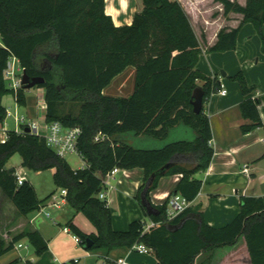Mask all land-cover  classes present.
<instances>
[{
    "label": "trees",
    "instance_id": "obj_1",
    "mask_svg": "<svg viewBox=\"0 0 264 264\" xmlns=\"http://www.w3.org/2000/svg\"><path fill=\"white\" fill-rule=\"evenodd\" d=\"M215 1L223 6L225 16L234 12L243 20L236 29H222L209 52L236 50L241 29L252 24L264 54V0H247L246 6ZM141 4L132 25L117 27L106 14L105 0H0V127L8 117L6 95L13 94L20 107L28 104L24 86L18 91L7 86L5 71L16 58L28 76L45 78L36 88L46 90V123L82 129L78 151L86 164L73 169L45 139L26 130L9 131L8 139L0 143V188L29 220L55 195L41 201L29 180L18 184L17 170L7 168L18 153L25 169L55 170L54 183L67 191V204L97 230L86 234L73 218L65 225L88 252L109 254L144 244L160 264H196L202 254L208 256L203 264H212L217 250L244 240L250 263L264 264V198H242L239 215L219 229L205 222L199 208L189 207L169 220V199L157 206L151 201L160 180L175 175L182 177L170 196L180 194L189 202L198 197L202 181L197 175L209 169L215 151L210 119L204 109L194 112L193 94L202 88L205 103L222 83L218 76L208 77L197 69L204 48L178 0H141ZM129 67L136 68L133 94L104 95ZM233 80L242 91L240 110L248 121L241 132L264 130L256 88L249 86L242 72ZM99 135L105 139L96 142ZM115 168L145 172L137 200L146 213L143 199L152 205L157 214L148 217L160 223L158 227L145 232L148 223L134 221L127 231L114 230L109 202L99 195L107 190L105 177ZM24 239L38 256L49 249L39 231L18 234L7 246L0 236V258ZM117 261L107 259L105 264Z\"/></svg>",
    "mask_w": 264,
    "mask_h": 264
},
{
    "label": "crops",
    "instance_id": "obj_2",
    "mask_svg": "<svg viewBox=\"0 0 264 264\" xmlns=\"http://www.w3.org/2000/svg\"><path fill=\"white\" fill-rule=\"evenodd\" d=\"M105 1L106 14L112 17L117 27L132 25L135 15L142 8L141 0ZM178 1L189 15L193 29L204 48L197 69L208 77L218 76L228 92L226 96L214 94L204 103V110L212 128V145L215 153L209 169L197 175L202 181V189L190 205L192 208L200 209L209 226L219 229L231 224L239 215L242 198H264V130L259 128L249 134L241 132V127L248 121L240 110L243 101L242 91L239 84L233 80L242 72L249 86L256 88L264 123V54L261 51V39L252 24H247L241 29L236 50L225 53L209 52L222 29H236L241 22L235 19L227 20L223 6L219 3L215 4L214 0ZM232 15L230 17H233ZM15 64L19 68L20 63ZM221 72H225L226 77H223ZM135 77L136 68H127L112 81L103 94L129 98L135 89ZM36 89L35 97L30 96L32 90L27 94L28 104L24 108L31 117L35 118L34 121L43 122L46 120L47 112L46 108H42L46 103V90ZM7 139L8 131L0 127V143H4ZM245 166L250 168L249 174L243 172ZM7 168L13 167L7 165ZM181 177V175L163 177L158 188L150 195L152 203L156 206L162 205L170 199ZM144 179L145 172L142 169H134L121 170L110 180L106 194L113 215L114 230L127 231L134 221L151 222L148 213L137 200ZM62 204L67 205L66 199ZM48 207H50L49 201L32 219H26L18 213L0 188V236L6 246L18 234L39 231L48 242L49 248L42 257L38 258L30 257L31 254L22 255L19 252L21 248H15L0 258V264H28V262L65 264L76 259L79 260L77 264H81L83 260L88 264H98L101 259V264H105L107 259L117 261L121 258H126L129 264L159 263L153 253L144 255L133 249H117L109 254L104 250L88 252L80 246L77 237L70 233L65 225L73 218L74 223L86 234H97L96 228L85 223L82 218L80 219L83 224L79 222L76 214L71 211L64 214L59 212L55 220L53 218L47 220L43 217V213ZM51 223L55 224L56 229L49 230ZM22 248L28 249L27 246ZM207 257L205 254L200 255L196 264H203ZM212 264H251L245 241L241 240L235 247L217 250Z\"/></svg>",
    "mask_w": 264,
    "mask_h": 264
},
{
    "label": "built area",
    "instance_id": "obj_3",
    "mask_svg": "<svg viewBox=\"0 0 264 264\" xmlns=\"http://www.w3.org/2000/svg\"><path fill=\"white\" fill-rule=\"evenodd\" d=\"M16 62L19 63V61L16 58H12L9 62L8 68L5 71V78L8 81H10L11 87L14 91H18L22 87V80H23V74L24 69L19 64L18 71L22 73L21 76H16ZM227 90L222 85L221 89L218 91V94L221 96L227 95ZM42 108L47 109V103H44ZM8 116L11 115L10 112H7ZM26 129L30 130L31 134H34L36 136H39L46 140L48 146L52 148L56 154L60 157L65 159L68 155H77L80 158L81 155L78 151V142L80 139V136L82 134V129L80 127H74V128H66L59 122H54L51 124H47L46 120L43 122H37L33 121L28 126L24 128V130L17 131L18 133L24 132ZM105 137L102 135H99L96 137L95 141L100 142L103 141ZM83 160V158H82ZM85 162L83 160V166L79 169H83L85 167ZM121 172V169L115 168L112 170L107 176L105 177V185L108 188L110 184V180L114 178L116 175H118ZM244 173L249 174L250 168L248 166H245ZM17 181L19 185H22L24 181L26 180V173L24 170H18L17 173ZM61 202L66 199L67 191L61 190ZM99 198L101 200H108L106 191L102 192L99 195ZM109 202V201H108ZM191 205V202H189L184 196L180 194H176L171 196L169 199V210H168V219L173 220L175 217H177L179 214L183 213L186 209H188ZM60 207V203L54 201L51 203L50 207ZM47 217H50V213L46 214ZM160 225V223H156L151 221L150 223L145 225V232L150 231L152 228H156ZM76 240L79 242V239L76 238ZM23 245L19 244L16 245L15 248L19 249L22 248ZM133 251H136L139 254H152V250L149 249L144 244H137L133 248ZM74 262L77 264L79 262L78 259L74 260ZM70 263V262H68ZM117 264H129L126 258H121L117 261Z\"/></svg>",
    "mask_w": 264,
    "mask_h": 264
},
{
    "label": "rangeland",
    "instance_id": "obj_4",
    "mask_svg": "<svg viewBox=\"0 0 264 264\" xmlns=\"http://www.w3.org/2000/svg\"><path fill=\"white\" fill-rule=\"evenodd\" d=\"M231 1L236 2V3L240 4L241 6H246V3H247V0H231ZM214 3L217 4L215 0H214ZM197 4H198V2H197ZM199 4L204 5V3H201V2H199ZM214 11H216V9ZM231 15L233 17H230ZM226 17H227V20L235 19L239 22H242V20H243V15L238 14V13H234V12L230 13ZM256 33H257V31H256ZM257 35H258V33H257ZM258 37H259V35H258ZM0 44H1V42H0ZM21 75H22V73L19 72L18 67H16V76H21ZM11 84L12 83L10 81L7 82V86L10 90L13 89L11 87ZM36 90H37L36 88H33L30 96L35 97L36 96L35 94L37 92ZM28 93H29V91H28ZM3 103H4V106L7 108V112L11 113V115H9L7 117V120H6L5 126H4V128L8 132L9 131L24 130V128L26 126H28V124H30L31 122H33L35 120V118L31 117L28 114V112L26 111V109L24 107H20L19 105H17V103L15 101V97L13 94L6 95L3 99ZM36 121L39 122V120H36ZM65 159L73 169H79L83 166L82 158H80L77 155H68ZM7 165L15 168L17 171L18 170H24L25 171L26 179L31 181V183L34 185V187L36 188V191H37V195L41 201H45L51 194H53L55 192V195L52 198H50L51 200L48 199L47 202L49 201V205H51V203H53L54 201L59 202L60 207H57V206L52 207L51 206V207L46 208L44 210V213H43L44 218H46L47 220L53 218L55 220L56 214H58L59 212H60V214H64L65 212L71 211V212H74L76 214L77 220L79 222H81L83 224L82 220H84L85 223H88L91 227L93 226V224L85 217V215L83 213L75 211L68 204L66 206L62 204V202H61L62 199H61V195H60L61 190L57 189V187L54 183V169L46 170L43 172H35V171L25 169L22 167V158H21L20 154H18V153L15 154L10 159V161L8 162ZM48 212L51 214L50 218L46 217V213H48ZM80 218H82V220ZM53 228L56 229L55 224L51 223L49 230L50 229L53 230ZM21 243L23 246L28 247V249H26V248L20 249L19 248L20 249L19 252L22 255H26V254L30 255L31 254L30 257H32V256L34 258L42 257V256H38L35 253L34 247L28 242L27 239L22 240ZM91 253H93V252H91ZM101 260H99L98 264H101V262H102ZM45 262H47V261H45ZM81 264H88V263H85V261L83 260Z\"/></svg>",
    "mask_w": 264,
    "mask_h": 264
},
{
    "label": "water",
    "instance_id": "obj_5",
    "mask_svg": "<svg viewBox=\"0 0 264 264\" xmlns=\"http://www.w3.org/2000/svg\"><path fill=\"white\" fill-rule=\"evenodd\" d=\"M221 75L223 77H226V73L225 72H221ZM44 83H45V78L44 77L31 78L24 71L23 80H22V86H24L25 90L30 91L33 88H36L37 86L42 85ZM192 104H193L194 112L196 114L202 113V111L204 109V91H203L202 88H197L194 91ZM26 132L30 133V130L26 129ZM143 204L147 208L148 215H156L157 214V212L154 210L152 205L146 201V198L143 199ZM91 245H92L91 240H88L87 241V246L90 247ZM158 264H160V263H158Z\"/></svg>",
    "mask_w": 264,
    "mask_h": 264
}]
</instances>
